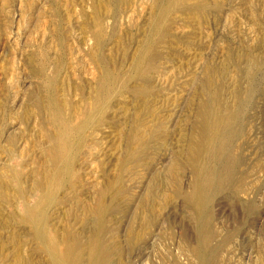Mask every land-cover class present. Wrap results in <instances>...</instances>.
Masks as SVG:
<instances>
[{"label": "rangeland", "instance_id": "374dc122", "mask_svg": "<svg viewBox=\"0 0 264 264\" xmlns=\"http://www.w3.org/2000/svg\"><path fill=\"white\" fill-rule=\"evenodd\" d=\"M211 94L237 163L199 213ZM204 221L209 264H264V0H0V264H89L96 238L105 264H200Z\"/></svg>", "mask_w": 264, "mask_h": 264}, {"label": "bare ground", "instance_id": "6f19581e", "mask_svg": "<svg viewBox=\"0 0 264 264\" xmlns=\"http://www.w3.org/2000/svg\"><path fill=\"white\" fill-rule=\"evenodd\" d=\"M100 86L104 90V85L101 84ZM212 95H209L200 110L199 120H197L199 122L196 126V137L192 139L189 145L190 153L188 152L189 156L187 159L194 175L192 184L194 190L190 199L199 213L206 206L208 195L213 189L231 185V178H233L237 163V159L230 154V146L232 145L236 130L237 113L227 111L218 114L214 110V97L216 95L214 97ZM58 139L60 138L58 137ZM64 146V142L60 140L58 155H61ZM206 223L201 226L203 232L201 245L194 250L195 254L199 257L200 264H207L209 261L206 252L208 250ZM77 246L76 242H70L67 245L64 252L66 264H78V258L73 255ZM105 262L106 257L102 244L97 238L93 239L90 241L89 246V264H105Z\"/></svg>", "mask_w": 264, "mask_h": 264}]
</instances>
